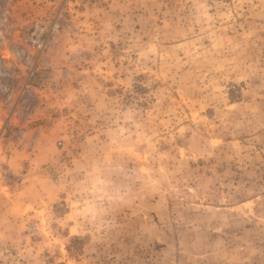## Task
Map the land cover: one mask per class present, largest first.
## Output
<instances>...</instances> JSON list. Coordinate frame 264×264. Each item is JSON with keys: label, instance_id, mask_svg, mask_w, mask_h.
Listing matches in <instances>:
<instances>
[{"label": "rangeland", "instance_id": "obj_1", "mask_svg": "<svg viewBox=\"0 0 264 264\" xmlns=\"http://www.w3.org/2000/svg\"><path fill=\"white\" fill-rule=\"evenodd\" d=\"M3 127L0 264H264V0H0Z\"/></svg>", "mask_w": 264, "mask_h": 264}, {"label": "built area", "instance_id": "obj_2", "mask_svg": "<svg viewBox=\"0 0 264 264\" xmlns=\"http://www.w3.org/2000/svg\"><path fill=\"white\" fill-rule=\"evenodd\" d=\"M41 47H42V44H41V45L39 44V48H41ZM5 131H6V128H5V127L0 128V143H1V141H2V137H3L4 134H5Z\"/></svg>", "mask_w": 264, "mask_h": 264}]
</instances>
